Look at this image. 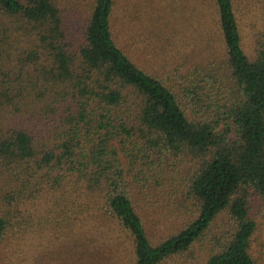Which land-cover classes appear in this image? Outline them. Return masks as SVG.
<instances>
[{"label":"trees","instance_id":"1","mask_svg":"<svg viewBox=\"0 0 264 264\" xmlns=\"http://www.w3.org/2000/svg\"><path fill=\"white\" fill-rule=\"evenodd\" d=\"M213 1L224 55L159 75L117 40L116 0H0V247L108 223L133 264H257L264 30L257 0Z\"/></svg>","mask_w":264,"mask_h":264},{"label":"rangeland","instance_id":"2","mask_svg":"<svg viewBox=\"0 0 264 264\" xmlns=\"http://www.w3.org/2000/svg\"><path fill=\"white\" fill-rule=\"evenodd\" d=\"M257 2L256 12L264 30V0ZM114 11V32L120 45L152 74H169L178 58H202L209 53L204 50L206 45L216 57L224 55L213 0H116ZM245 29L251 31L248 26ZM255 206L257 229L252 253L257 264H264V199ZM224 219L221 222L227 225L229 216ZM98 225H66L60 230L51 226L12 237L0 247V264H133L129 237L116 232L114 225ZM148 225L151 231L164 226L156 218Z\"/></svg>","mask_w":264,"mask_h":264}]
</instances>
